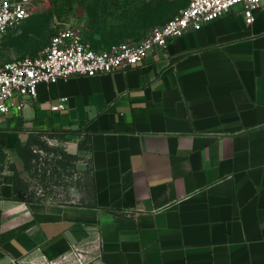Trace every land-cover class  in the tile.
<instances>
[{"label":"crops","instance_id":"0c3cea01","mask_svg":"<svg viewBox=\"0 0 264 264\" xmlns=\"http://www.w3.org/2000/svg\"><path fill=\"white\" fill-rule=\"evenodd\" d=\"M190 1L112 0L120 17L85 41L140 43ZM85 15L76 28L90 29ZM69 130L87 138L92 202L16 200L3 174L0 264H264V6L252 25L236 7L126 73L39 85L0 115V146Z\"/></svg>","mask_w":264,"mask_h":264},{"label":"built area","instance_id":"2783aa9c","mask_svg":"<svg viewBox=\"0 0 264 264\" xmlns=\"http://www.w3.org/2000/svg\"><path fill=\"white\" fill-rule=\"evenodd\" d=\"M35 0H0V38L21 26L31 15ZM264 0H191L189 5L167 23L155 27L140 43L112 45L97 51L88 44L78 28L68 29L34 56L7 62L0 67V115L11 109L22 111L26 102L37 98L41 84L57 83L74 77H95L126 73L144 64L153 54H162L169 43L241 7L245 23L255 22ZM66 98L51 110L66 107ZM77 256V255H76ZM79 262L82 257L79 255Z\"/></svg>","mask_w":264,"mask_h":264},{"label":"rangeland","instance_id":"374dc122","mask_svg":"<svg viewBox=\"0 0 264 264\" xmlns=\"http://www.w3.org/2000/svg\"><path fill=\"white\" fill-rule=\"evenodd\" d=\"M111 2L112 0H35L30 17L21 26L0 38V67L7 62L40 53L59 33L83 24L85 13L92 22L88 25L90 29L83 27L81 30L84 39L87 41L103 35L102 27H106L103 21L120 17L106 13L111 10ZM91 47L101 51L108 49L109 45L91 44ZM37 138L48 149L33 144L32 149L39 155V159L31 160L29 169L17 152H7L3 148L6 158L0 164V180L3 174H10L14 179L18 174L19 186L23 189L20 196L32 201L31 203H91L93 175L85 134L79 130H69L65 134L52 133Z\"/></svg>","mask_w":264,"mask_h":264},{"label":"trees","instance_id":"16d2710c","mask_svg":"<svg viewBox=\"0 0 264 264\" xmlns=\"http://www.w3.org/2000/svg\"><path fill=\"white\" fill-rule=\"evenodd\" d=\"M40 135L42 136V135H46V134H40ZM48 135H52V134H48ZM33 144H38L41 147H43L45 149H48V147L44 146L43 142H41L37 138V136L36 137L32 136L29 139V141L27 142V144H25V145H23L22 143H19L18 147H17V153L23 159V161L25 163V167L27 169L30 168L29 164H30L31 160H33V159L38 160L39 159V155L35 154L33 149H32ZM5 158H6V153H5L4 149H3V147L0 146V164L3 162V160ZM46 172H47V169H46ZM19 181H20V177L17 174V175H15V195H14V198L16 200H21V201H24V202H27V203H31L32 201L25 200L24 198H22L20 196V193L22 192L23 189L19 186Z\"/></svg>","mask_w":264,"mask_h":264}]
</instances>
